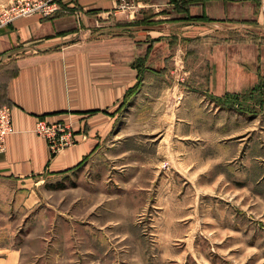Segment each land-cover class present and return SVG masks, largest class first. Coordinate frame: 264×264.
I'll list each match as a JSON object with an SVG mask.
<instances>
[{
  "label": "crops",
  "instance_id": "1",
  "mask_svg": "<svg viewBox=\"0 0 264 264\" xmlns=\"http://www.w3.org/2000/svg\"><path fill=\"white\" fill-rule=\"evenodd\" d=\"M13 2L0 0V13ZM125 2L139 7L120 10ZM62 3L50 17L0 25V61L15 65L3 88L13 132L0 154V264L32 263V214L45 182L106 156L103 146L127 123L123 112L135 116L150 101L165 105L174 110L173 135L190 139L182 125L192 121L176 116L187 96L175 97L190 77L202 98L264 90L263 47L226 33L264 28V0ZM38 120L69 124L78 143L52 156L35 132Z\"/></svg>",
  "mask_w": 264,
  "mask_h": 264
},
{
  "label": "rangeland",
  "instance_id": "2",
  "mask_svg": "<svg viewBox=\"0 0 264 264\" xmlns=\"http://www.w3.org/2000/svg\"><path fill=\"white\" fill-rule=\"evenodd\" d=\"M234 29L264 53V28ZM194 79L175 95L187 96L176 116L192 138L175 137L174 110L150 101L123 112L106 156L45 182L31 264H264V90L202 98Z\"/></svg>",
  "mask_w": 264,
  "mask_h": 264
},
{
  "label": "built area",
  "instance_id": "3",
  "mask_svg": "<svg viewBox=\"0 0 264 264\" xmlns=\"http://www.w3.org/2000/svg\"><path fill=\"white\" fill-rule=\"evenodd\" d=\"M62 4V0H14V4L6 12L7 18L1 24L5 25L14 19L35 14L50 17L62 11ZM138 7V4L125 2L120 6V10L133 11ZM12 132L11 109L3 105L0 107V154L5 152L6 138ZM35 132L45 140L52 156L78 143L72 127L64 122L47 123L44 120H38Z\"/></svg>",
  "mask_w": 264,
  "mask_h": 264
},
{
  "label": "trees",
  "instance_id": "4",
  "mask_svg": "<svg viewBox=\"0 0 264 264\" xmlns=\"http://www.w3.org/2000/svg\"><path fill=\"white\" fill-rule=\"evenodd\" d=\"M2 103L3 104L1 106H3V105H9L8 99H6L4 95H3V102Z\"/></svg>",
  "mask_w": 264,
  "mask_h": 264
}]
</instances>
